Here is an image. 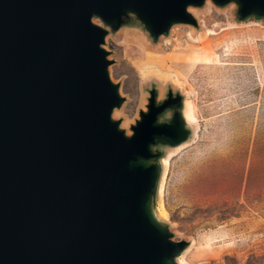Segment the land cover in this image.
<instances>
[{
    "label": "water",
    "instance_id": "95a60500",
    "mask_svg": "<svg viewBox=\"0 0 264 264\" xmlns=\"http://www.w3.org/2000/svg\"><path fill=\"white\" fill-rule=\"evenodd\" d=\"M205 1L0 0V264H177L188 244L155 216L154 147L188 139L182 97L150 90L127 135L94 19L132 16L157 41ZM210 1L264 21V0Z\"/></svg>",
    "mask_w": 264,
    "mask_h": 264
},
{
    "label": "rangeland",
    "instance_id": "374dc122",
    "mask_svg": "<svg viewBox=\"0 0 264 264\" xmlns=\"http://www.w3.org/2000/svg\"><path fill=\"white\" fill-rule=\"evenodd\" d=\"M187 11L196 25H174L157 41L132 16L115 32L94 19L108 30V71L123 99L112 119L131 135L150 90L158 102L180 95L188 139L154 147L155 216L188 244L175 262L264 264V21H240L235 4L210 0Z\"/></svg>",
    "mask_w": 264,
    "mask_h": 264
},
{
    "label": "bare ground",
    "instance_id": "6f19581e",
    "mask_svg": "<svg viewBox=\"0 0 264 264\" xmlns=\"http://www.w3.org/2000/svg\"><path fill=\"white\" fill-rule=\"evenodd\" d=\"M209 32V34H213V32L212 31H208ZM129 48V47H128ZM133 49V48H132ZM193 49V48H192ZM138 50V49H137ZM188 50V49H187ZM127 52V51H126ZM140 52V51H139ZM133 53V52H132ZM148 53V52H147ZM190 53V52H189ZM127 54H130V53H127ZM159 55H161V54H159ZM132 56V55H131ZM139 56V55H138ZM198 56V55H197ZM201 56V55H200ZM129 57V56H128ZM154 58V57H153ZM162 59H163V57H162ZM136 60V59H135ZM152 60V59H151ZM197 61V60H196ZM182 108V107H181ZM185 114V113H184ZM186 119H188L189 121H191L192 120V117L189 115V113H187L186 114ZM124 124H125V122H124ZM167 164V161L165 160V159H162L161 160V165L162 166H165ZM161 215H164V211L162 210V211H158ZM166 213V212H165Z\"/></svg>",
    "mask_w": 264,
    "mask_h": 264
},
{
    "label": "flooded vegetation",
    "instance_id": "af4514ba",
    "mask_svg": "<svg viewBox=\"0 0 264 264\" xmlns=\"http://www.w3.org/2000/svg\"><path fill=\"white\" fill-rule=\"evenodd\" d=\"M171 113V115L173 114V111H169Z\"/></svg>",
    "mask_w": 264,
    "mask_h": 264
}]
</instances>
